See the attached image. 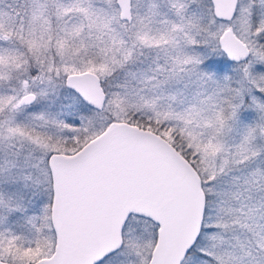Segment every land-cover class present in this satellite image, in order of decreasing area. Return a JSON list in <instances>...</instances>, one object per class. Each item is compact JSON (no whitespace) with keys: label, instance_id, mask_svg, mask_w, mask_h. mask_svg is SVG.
<instances>
[{"label":"snow or ice","instance_id":"snow-or-ice-1","mask_svg":"<svg viewBox=\"0 0 264 264\" xmlns=\"http://www.w3.org/2000/svg\"><path fill=\"white\" fill-rule=\"evenodd\" d=\"M0 264H264V0H0Z\"/></svg>","mask_w":264,"mask_h":264}]
</instances>
